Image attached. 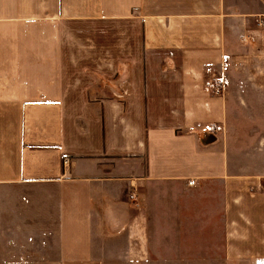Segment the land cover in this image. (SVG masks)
<instances>
[{"label":"crops","instance_id":"1","mask_svg":"<svg viewBox=\"0 0 264 264\" xmlns=\"http://www.w3.org/2000/svg\"><path fill=\"white\" fill-rule=\"evenodd\" d=\"M259 40L264 0H0V234L46 264H153L191 235L264 264V179L230 172L209 89ZM180 204L194 228L171 226Z\"/></svg>","mask_w":264,"mask_h":264},{"label":"rangeland","instance_id":"2","mask_svg":"<svg viewBox=\"0 0 264 264\" xmlns=\"http://www.w3.org/2000/svg\"><path fill=\"white\" fill-rule=\"evenodd\" d=\"M212 75L214 83L223 87L227 104L226 122L219 139L227 153L229 170L250 180L264 179V40L256 42L248 51H240L237 58L225 62L223 72L216 71ZM261 190L264 193V184ZM36 194L30 193V196ZM6 199L5 193L0 192V228L4 229L0 232H5L6 228L3 209ZM181 206L172 213L171 226L180 228L189 222L194 228L197 211L189 208L183 211ZM161 213L163 220L159 226L165 227L166 214ZM11 232L13 234H0V264H46L43 251L46 245L39 244L38 237L24 235L16 229ZM196 239V235H191L190 250L148 252V259L153 264H227L224 251L195 250L197 246L192 242ZM219 239L223 237L217 236V242Z\"/></svg>","mask_w":264,"mask_h":264},{"label":"built area","instance_id":"3","mask_svg":"<svg viewBox=\"0 0 264 264\" xmlns=\"http://www.w3.org/2000/svg\"><path fill=\"white\" fill-rule=\"evenodd\" d=\"M209 89H210L211 93L214 94V95H220L223 92L222 87L217 85V84H215L213 81H210ZM188 184L190 186H193L194 185V181H189ZM128 198H129V201L131 202L132 206L135 209H139L140 202H139L137 191L134 188H133L132 192L129 194Z\"/></svg>","mask_w":264,"mask_h":264}]
</instances>
